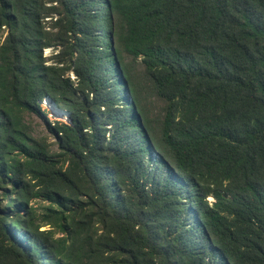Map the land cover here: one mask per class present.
<instances>
[{
    "label": "trees",
    "instance_id": "16d2710c",
    "mask_svg": "<svg viewBox=\"0 0 264 264\" xmlns=\"http://www.w3.org/2000/svg\"><path fill=\"white\" fill-rule=\"evenodd\" d=\"M0 264H264V0H0Z\"/></svg>",
    "mask_w": 264,
    "mask_h": 264
},
{
    "label": "rangeland",
    "instance_id": "374dc122",
    "mask_svg": "<svg viewBox=\"0 0 264 264\" xmlns=\"http://www.w3.org/2000/svg\"><path fill=\"white\" fill-rule=\"evenodd\" d=\"M44 25H45V30L50 33H54L58 31V28L55 26H52L51 23H49V21H44ZM67 34L70 35V32H68ZM60 48H61L60 46H57V48L46 47L43 49V56L47 59L48 63L52 62L51 57L56 52H58ZM133 72L135 74V78L137 81L138 78L136 74L139 75V64H133ZM65 76H69L71 79L74 78V75L72 74V72H69V71L65 73ZM141 92H142V97H145V107H146V112L149 117V120L151 121V124L154 127H158V122H159L158 109L160 108L159 103H157L156 101L152 99V97L149 95L147 90L142 89ZM42 105L48 108V112H47L48 118L50 119H61L62 118L61 120L64 119L65 117L64 110L56 109L52 104H50L48 100L42 101ZM23 118L29 124L31 131L35 136L42 137L43 139L47 140L51 151L56 152L58 150L55 143L53 142L54 138L47 132L45 128L44 120L41 117L35 115L34 113L25 112L23 114ZM66 165L67 163H64L63 166L66 167ZM207 200L211 201V198L208 196ZM32 203L35 206L37 205L36 204L37 201L35 202L33 201Z\"/></svg>",
    "mask_w": 264,
    "mask_h": 264
}]
</instances>
